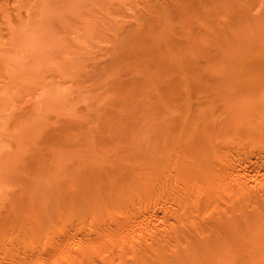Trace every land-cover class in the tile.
Segmentation results:
<instances>
[{
	"label": "bare ground",
	"instance_id": "6f19581e",
	"mask_svg": "<svg viewBox=\"0 0 264 264\" xmlns=\"http://www.w3.org/2000/svg\"><path fill=\"white\" fill-rule=\"evenodd\" d=\"M217 2L0 0V38L22 46L54 34L116 38L108 62L92 70L94 80L112 78L89 81L113 92L105 110L119 115L95 109L97 118L62 120L57 130H39L29 116L30 137L46 139L26 161L11 160L12 189L0 184L12 191H0V264H264V49L255 58L239 41L227 46L239 37L210 19L224 6ZM235 3L226 2L228 14L220 8L232 22L254 18ZM201 13L216 20L218 29L201 20L212 37L204 26L189 33ZM40 48H20L38 59L22 73L29 79L51 59ZM211 48L231 58L214 66ZM14 85H0V105Z\"/></svg>",
	"mask_w": 264,
	"mask_h": 264
},
{
	"label": "rangeland",
	"instance_id": "374dc122",
	"mask_svg": "<svg viewBox=\"0 0 264 264\" xmlns=\"http://www.w3.org/2000/svg\"><path fill=\"white\" fill-rule=\"evenodd\" d=\"M227 1L218 0V2H222L221 3L222 5H224V6L226 5V8L224 6H223V8L220 6L218 8V10H216L215 12H217L219 10L221 12L220 8H222V10L226 13L229 10H231V8L230 9L227 8L228 7V5L226 4ZM218 2H217V4H219ZM223 2L225 4H223ZM240 2H241V4H239ZM240 2L238 3L236 0L235 4L239 5V7H241L240 5H243L242 10L244 9L246 11V13L251 11L252 15L254 16L253 19L247 20L245 18L244 20H240V21L235 20L237 22L233 23L235 21L232 22L233 18H231L230 14L228 15V17L229 16L230 17L227 18V16L224 15L223 11L221 12L223 14H221L220 12H217V14L215 16L213 15L214 17H212V15H211L212 18L210 17V19L214 20L213 18L216 19L219 16L217 18L218 20L216 19L218 25L215 23L216 20L214 22H212V23H214V25L216 24L217 26H220V28L218 27L219 28L218 29L216 25L214 27V25L210 22L211 21L210 19L208 21H206L208 16H210V15L207 16V13H203V14L201 13L202 15L206 14V19H205V15L203 16V18L200 16L199 17L197 16L196 18H198V19H196L197 21L194 23H196V24L198 23V24L196 25L193 23L192 26L194 28L193 27L191 28V25H190L189 27L191 28V30L189 29L190 32L189 31L188 32L191 34L194 33L197 36L200 34V33L197 34L198 31L203 33L201 26L202 27L204 26L203 29H205V27H207L206 25H203L205 23L204 20L206 22H209L208 23L209 25H211L213 28H217L218 30H221L222 29L221 27H225L227 30L226 29H222V30H224V31L226 30L230 35L232 33L233 36L235 34L237 37H239V38H236L237 40L235 38H232V39L229 38L230 40L234 39L235 42H233L234 41L233 40V41L229 42V44H228V42L226 43V41H229V39L227 38L228 40H226V38L224 39L223 36L225 33L227 34V35L225 34V36H229V34L227 32H225L224 34H223V32H219L220 33L219 34L217 31H215V29H214L215 35L213 37H216V35L219 34L220 36L219 35H217V36H219L220 39L217 37L219 39L218 40L216 38L217 41H220V43H222L221 39L223 38L225 43L227 44V46L230 45V47L234 46L235 43H236L235 46H237V44H238L237 42L239 41L240 42L239 44L242 48L249 49L248 53L246 51H244V53L249 54V52L251 51L250 55L253 53L254 55H252V56L255 57L256 56L255 54L257 53L256 50H258L257 48L260 47L259 49H261V50L264 49V46H263L264 45V0H240ZM217 4H216V8L219 6ZM239 7H238V9H239ZM216 8H214V10ZM224 9L225 10L228 9V11H225ZM208 12H210V11H208ZM230 12H232V10ZM230 12H228V13H230ZM198 13L199 12H197V15H198ZM209 14H212V12ZM191 16L192 15H190V18H191ZM199 19H200V21H198ZM201 20H203L202 21V22H204L203 24L201 23ZM232 23L234 25H232ZM195 26H197L196 29H195ZM199 26H200L201 30H199L200 29ZM208 27H207V30H208ZM194 30L197 33H195ZM207 30H205V31H207ZM113 31H114V29H113ZM209 32H210V30H208V32H205V33L206 34L208 33V35H209ZM212 33L213 32H211L210 34H212ZM221 33L223 35H221ZM61 34H63V33L61 32ZM194 34H192V35H194ZM58 35L59 34H57L56 36H58ZM54 36H55V34L51 38H31L30 40L28 39L29 40L28 43H25L26 45L24 44L23 46L21 45V42H22L21 40H20L21 42H19V40H18V42H19L18 43L13 38H0V63L2 64V62H3L4 65H5V63H7V64L11 65V67H13V69H14L13 70L11 67H9V65L7 67H9L12 71L8 70V68L3 67V65L0 66V85L1 86L5 85V87H6V85L7 86L11 85L10 87H12L15 83L14 89H16V90L13 89V91H12V88H13L12 87L10 90L13 93V94H11V92H10V94L12 96H9L7 98V95H6V97H3V100H6L5 98H7V100H6V102L5 101L2 102L3 100H1V102L5 103V104L0 105V164H1L0 165V184H2V185L4 184L3 186L1 185L2 187H4V186L9 187L10 184L8 185V183H10L12 181V177L14 176L15 172L12 169H9L11 160L13 158L16 159V157H17V159H18V157H20V159H18L19 160L18 163H20L23 159H25V161H26L28 159V157L30 155H32V152L35 151L34 150L35 147L40 145V144H43L42 142H44L46 139L45 137H44L45 139L43 138V136H44L43 134H42L43 136H41V135L35 136V134H34L33 137H32V135L30 137L28 132H30V129H32V128H28L29 129L28 132H27V128H26V126L29 125L30 117H31V119L33 118V119L37 120L39 123H41V127H39V130H42L44 128H47L49 130H51V129L53 130L55 128L57 130V128H59V127L56 128V125H59L62 122V120L64 121V123L66 121V123L68 122L74 126V125L80 124L82 121V118H84V119L85 118H88V119L89 118H97V116L95 114H98V112L96 111V113H95L94 112L95 109H98V111L100 110L99 111L100 113L98 114L99 118H100L101 113H102V115L105 113V114L115 116V117L119 116L116 113H114V114L107 113V111L105 110L106 107L109 106L108 103L111 102V100H109V98H108V93H109L110 89H106L107 90L106 91L105 89L102 90V88H100L102 86H97L98 82L100 81L99 78L101 75L98 76L99 77L98 79L97 78L95 80L92 79L94 77V75H92V70H93V73H94V70L97 71L98 68H95V67L96 66L97 67L103 66V64L108 62L109 58L111 57L113 47L115 46L114 41L116 40V38H99V37L96 38V36H94V37L92 36V38H90L89 36H88L89 38L86 36L83 38H72V37L68 38L70 35H68L67 38H59V36H58V38L57 37L54 38ZM62 36H65V35H62ZM62 36H60V37H62ZM210 37H212V35ZM11 39H13L14 41ZM175 39H174V41H175ZM187 39H190V38H187ZM199 39H201V38H198V40ZM209 39L206 38V41ZM216 39L214 41H216ZM191 41L193 42L194 40L192 39ZM201 41H198V42H201ZM210 41L215 43L213 41V39ZM37 42H39L41 44H39V45L36 44L37 46H35V43H37ZM194 43H197V40L194 41ZM16 44L19 46V48L16 46ZM40 45H41L40 49L43 48V51L42 50L41 51L42 52L45 51L44 53H46V54L43 53L44 56L45 55H46V57L50 56L51 59L49 58V61H48V59L46 57H44L46 59H43V57H42V59L44 60L45 63L42 62V64H44V65H40L41 62H39V65L41 66V68L40 69L38 68V70H39L38 73L36 72L37 68H34L35 69V70L33 69L34 74L33 73L30 74L31 79H29L28 73H27L28 78H26L27 74L24 75L25 74L24 71L27 70V71L32 72V70H30V68L32 69L33 65L35 67V65L38 63V61H36V60H38V59H36V60L33 59L34 61L37 62L36 63L30 57L27 58V56H26L27 53H29L30 55L33 54L31 52H27V53H25V56L27 59H29V60L31 59V60L30 61L26 60V59H24L25 58L24 54L21 55L20 52L23 53V51L25 52L26 50L33 51L37 47H40ZM188 46L190 47V45H188ZM209 46L211 47V43L209 44ZM212 46H214V45H212ZM261 46H263V47H261ZM189 47H187V45L185 47L184 52H186V56H188L189 53H191V51H192V50L191 51L189 50V53H188V49H186V48H189ZM200 47H202V46H200ZM20 48H21V51H20ZM40 49H37V50H40ZM211 49L214 51V48H211ZM212 50H210V51H212ZM235 50L236 49H233L234 52H235ZM222 51H223L222 54H219L216 56L214 54H217L216 53L217 51L216 52L214 51L211 54L212 56H214V60L219 61V62L214 61L215 62L213 64L214 66H219L221 60L218 59V57H220L222 55H223L222 59L227 58V57L231 58L230 52L232 50L230 52L228 50V52H227V51H225V49L222 48ZM237 51L239 52L240 48ZM36 53H35V55L40 53V51L37 54ZM201 53H202V51H201ZM19 54L23 58L18 57ZM191 54H193V53H191ZM235 54H236V52H235ZM235 54H233V56ZM246 54H245V57H246ZM231 55H232V52H231ZM250 55L247 58H253ZM40 56H42V55L40 54ZM198 56H199V54H198ZM189 57H192V55H190ZM245 57L243 55V58H245ZM38 58H39V55H38ZM19 59L21 60V62L22 61L25 62V60H26L25 63L22 62L23 65L30 62L29 64H27L25 66H28L31 64L32 65L29 67H24L23 65H21V62L19 61ZM42 59H40L39 61H41ZM45 60H47V61H45ZM73 60L75 62L77 61L78 63H76V64L74 63L75 64L74 65ZM18 61H19L20 65L25 68L24 70H23V67L20 68L21 66L19 65V63H18V68H17L16 63ZM70 61H72L70 66L64 65L66 62H70ZM32 62H34L35 64H33ZM211 63H213V61ZM98 64L99 65L101 64V66H99ZM77 65H78V67L75 68ZM14 66H16V70L18 69L17 73H16ZM64 66H67V67L64 68ZM71 66H72V68H74V70H73L74 75H71L72 74ZM36 67H39L38 64L36 65ZM26 68H28V69H26ZM20 70H21V72H20ZM75 70H77V71H75ZM78 70L81 71L82 73L80 72L78 74ZM7 71L9 72V73H7V75H9L8 78L11 77V80H10V78L9 79L6 78L7 77V75H6ZM68 71L70 73H68ZM13 72L16 74V76H14V77H16L14 80H12V77L14 75ZM75 72H77V74H75ZM22 73H24V74H22ZM10 75H12V76H10ZM21 75H24V76H21ZM101 77L106 78L105 83H107V81H109V78H112V76H109V78H107L108 76L107 77L101 76ZM122 79H125V77H123ZM89 80L90 81L94 80V83L97 84L96 85L97 88L94 87L93 86L94 84H92ZM97 80H99V81H97ZM102 80L103 79H101V81ZM10 81L14 82L13 85H12V82H10ZM95 81H97V82H95ZM9 82H10V84H9ZM103 82H104V80H103ZM99 84H101V83H99ZM102 85H105V84L103 83ZM2 87H4V86H2ZM2 87H0V88H2ZM95 88L96 89L100 88L101 91H99L100 89L96 90ZM9 89L8 90L6 89L7 92H9ZM1 90H2V92L5 93V91H3L4 89H1ZM102 91H104V94H102L103 93ZM2 92H0L1 96H2ZM99 92H102V93H100V97H99ZM110 92H111V90H110ZM112 93L113 92H111L109 94H111L112 98H113L114 94H112ZM101 94H102V96H101ZM105 94L107 95L106 99L108 98L107 99L108 103H107V100H105V102H104L105 98L103 96H106ZM1 96H0V99H2ZM102 97H103V99H102ZM9 98H10V100H9ZM7 101H8V103H7ZM53 102L55 105L56 104L57 105L56 106L53 105L52 104ZM103 111H104V113H103ZM25 116H26V118H29V119H27V120L23 119V117H25ZM22 121H24V122H22ZM26 121L28 123H26ZM59 121H60V123H59ZM21 122H22V124H20L21 126L24 123H26V126L23 125L24 128H23V126H22V128H18L17 125H19V123H21ZM39 123H37V125ZM34 124H36V123H34ZM63 124H61L60 126H62ZM69 127H70V125H69ZM34 128H35V126H34ZM34 128H33V130H35ZM47 129L45 131L43 130V133L45 132L46 135L49 132V131H47ZM56 130H54V131H56ZM50 132H52V131H50ZM34 133H37V131L35 130ZM16 137L18 139L19 138L20 139L19 140L15 139ZM21 157H23V158L21 159ZM13 187L11 185V187H9V188L12 189ZM8 189L7 190L5 188L3 189L4 191L6 190L5 195H4V192L2 190H0L2 192V195H4V196L8 195L9 192L7 193V191L10 190V189L9 190ZM14 189H13V191H14ZM1 192H0V195H1ZM10 192H12V191L10 190ZM2 195H1V197H2ZM1 197H0V200L3 199V197L2 198ZM244 248H246V247H244ZM248 248H250V247H248ZM238 249L240 251L245 250V249H243V247L238 248ZM256 250L258 252H260L258 248H256ZM256 250H253V252H257ZM236 252H237V250H236ZM239 252H237L238 255H239ZM242 252H244V251H242ZM250 252H252V251H250ZM250 252H249V254H247V253H241V254H243V256L246 254L250 256L251 255ZM252 254L254 255V253H252ZM238 255H236V256L239 258L242 256V255H240V256H238ZM243 256L241 258L245 259L246 257L243 258ZM249 256H248V258H249ZM237 257H236V259H237ZM251 258H252V256L250 257V259ZM263 258H264V256H263ZM245 260L249 261L248 259H245Z\"/></svg>",
	"mask_w": 264,
	"mask_h": 264
}]
</instances>
